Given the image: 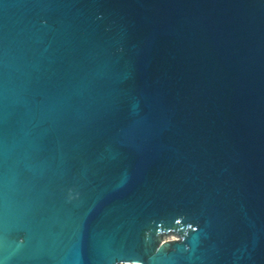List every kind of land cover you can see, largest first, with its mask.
Returning a JSON list of instances; mask_svg holds the SVG:
<instances>
[{"label": "water", "instance_id": "obj_1", "mask_svg": "<svg viewBox=\"0 0 264 264\" xmlns=\"http://www.w3.org/2000/svg\"><path fill=\"white\" fill-rule=\"evenodd\" d=\"M0 264H264V0H0Z\"/></svg>", "mask_w": 264, "mask_h": 264}, {"label": "rangeland", "instance_id": "obj_2", "mask_svg": "<svg viewBox=\"0 0 264 264\" xmlns=\"http://www.w3.org/2000/svg\"><path fill=\"white\" fill-rule=\"evenodd\" d=\"M173 237V236H172Z\"/></svg>", "mask_w": 264, "mask_h": 264}]
</instances>
